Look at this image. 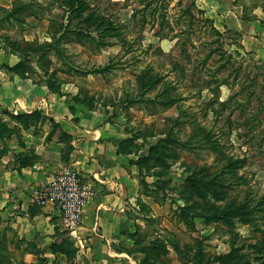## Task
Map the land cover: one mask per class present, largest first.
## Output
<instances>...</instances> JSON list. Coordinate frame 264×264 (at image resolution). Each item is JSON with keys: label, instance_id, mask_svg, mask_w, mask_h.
<instances>
[{"label": "rangeland", "instance_id": "rangeland-1", "mask_svg": "<svg viewBox=\"0 0 264 264\" xmlns=\"http://www.w3.org/2000/svg\"><path fill=\"white\" fill-rule=\"evenodd\" d=\"M175 4L157 36L135 24L137 0H0V42L42 51L50 85L122 134L139 264H264V0ZM191 4L219 36L175 24Z\"/></svg>", "mask_w": 264, "mask_h": 264}, {"label": "crops", "instance_id": "crops-1", "mask_svg": "<svg viewBox=\"0 0 264 264\" xmlns=\"http://www.w3.org/2000/svg\"><path fill=\"white\" fill-rule=\"evenodd\" d=\"M42 55L0 42V264H139L124 249L139 221L140 180L119 151L123 136L98 110L76 105L69 85L54 89ZM64 167L96 192L74 237L53 206L31 203Z\"/></svg>", "mask_w": 264, "mask_h": 264}, {"label": "built area", "instance_id": "built-area-1", "mask_svg": "<svg viewBox=\"0 0 264 264\" xmlns=\"http://www.w3.org/2000/svg\"><path fill=\"white\" fill-rule=\"evenodd\" d=\"M96 196L94 187L85 182L80 174L70 168L59 169L55 175L42 187L36 189L31 197V203L43 206H53L60 217L64 231L70 237L76 235L84 206Z\"/></svg>", "mask_w": 264, "mask_h": 264}, {"label": "trees", "instance_id": "trees-1", "mask_svg": "<svg viewBox=\"0 0 264 264\" xmlns=\"http://www.w3.org/2000/svg\"><path fill=\"white\" fill-rule=\"evenodd\" d=\"M127 1L128 0H124L125 3L124 6H126ZM172 1L173 0H137L138 7L132 9V18L135 24L139 25L140 28H144L146 25H150V27L157 26V33H156L157 36H159L158 34L160 32H163L166 28H168V30L169 29L171 30L172 25L170 22V15L168 14V9ZM181 3L182 0H176L175 5L180 6ZM192 6L193 4L189 6H185L181 11L177 13V15L176 13L174 14L176 16L173 17L175 24L178 25L179 22L183 20L186 27L192 29L193 23L198 21L203 25H211L210 27L211 30L215 32L216 35L219 36L217 30H215L212 27L213 23L209 18H199V19L196 18V16L192 13V9H191ZM76 7L80 9L81 4L78 3ZM202 13L203 12H200V14ZM15 14H16L15 11H11L10 13L7 14L5 19L9 21L10 19H13ZM104 45H108V44H104ZM217 49L220 51L221 47Z\"/></svg>", "mask_w": 264, "mask_h": 264}]
</instances>
